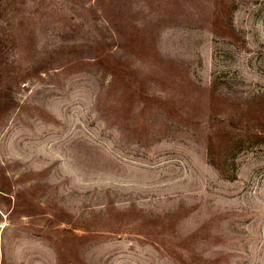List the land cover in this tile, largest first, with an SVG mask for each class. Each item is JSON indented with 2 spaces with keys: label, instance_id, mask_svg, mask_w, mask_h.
Instances as JSON below:
<instances>
[{
  "label": "rangeland",
  "instance_id": "rangeland-1",
  "mask_svg": "<svg viewBox=\"0 0 264 264\" xmlns=\"http://www.w3.org/2000/svg\"><path fill=\"white\" fill-rule=\"evenodd\" d=\"M0 264H264V0H0Z\"/></svg>",
  "mask_w": 264,
  "mask_h": 264
}]
</instances>
